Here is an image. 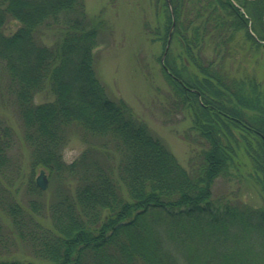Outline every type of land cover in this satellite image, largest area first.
I'll return each instance as SVG.
<instances>
[{
  "label": "trees",
  "instance_id": "obj_1",
  "mask_svg": "<svg viewBox=\"0 0 264 264\" xmlns=\"http://www.w3.org/2000/svg\"><path fill=\"white\" fill-rule=\"evenodd\" d=\"M158 1L170 111L198 146L189 169L107 97L83 0H0V104L18 115L31 172L57 183L44 212L31 174L26 204L0 187V208L41 264H264V0ZM41 92L51 98L35 102ZM74 125L85 148L66 161ZM11 132L0 117V167ZM217 177L253 185L262 203L213 196Z\"/></svg>",
  "mask_w": 264,
  "mask_h": 264
},
{
  "label": "rangeland",
  "instance_id": "obj_2",
  "mask_svg": "<svg viewBox=\"0 0 264 264\" xmlns=\"http://www.w3.org/2000/svg\"><path fill=\"white\" fill-rule=\"evenodd\" d=\"M87 18L97 27V45L93 48L94 70L103 85L107 97L122 99L132 110L133 115L146 125L149 132L161 140L185 168L196 163L198 146L189 143L183 133L190 125L188 117L170 111L169 86L164 79L159 64L163 44L157 38L159 28L158 0H83ZM101 21V23L99 22ZM91 22V23H92ZM264 24V17H263ZM159 31V30H158ZM253 69L252 63L246 64ZM46 92L36 93L35 102L50 99ZM0 117L11 129L9 137V158L0 167V187L11 196L26 204V182L30 174L35 181L40 170L44 171L45 188L41 189L43 212L54 197L57 183L43 168L31 172L29 148L22 139V129L18 115L11 105L0 104ZM69 134L62 154L71 161L85 148L80 128L76 125L67 128ZM194 157V158H193ZM241 184V183H240ZM0 188V193L6 196ZM213 196L226 195L248 205H260L262 198L251 184L239 185L236 180L217 177L212 185ZM3 217L4 238L0 246V257L20 259L41 264L29 246L12 231L8 219L0 208ZM48 218L43 220L48 222Z\"/></svg>",
  "mask_w": 264,
  "mask_h": 264
},
{
  "label": "water",
  "instance_id": "obj_3",
  "mask_svg": "<svg viewBox=\"0 0 264 264\" xmlns=\"http://www.w3.org/2000/svg\"><path fill=\"white\" fill-rule=\"evenodd\" d=\"M35 181H36V184H37L41 189L45 188V186H46V180H45V178H44V171H43V170H40V171H39V174L36 176Z\"/></svg>",
  "mask_w": 264,
  "mask_h": 264
}]
</instances>
